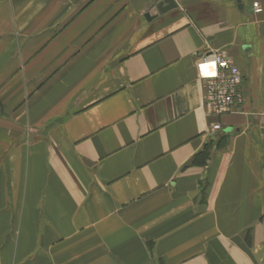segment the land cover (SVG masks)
<instances>
[{"label": "crops", "instance_id": "0c3cea01", "mask_svg": "<svg viewBox=\"0 0 264 264\" xmlns=\"http://www.w3.org/2000/svg\"><path fill=\"white\" fill-rule=\"evenodd\" d=\"M157 1L0 0V264H264V0Z\"/></svg>", "mask_w": 264, "mask_h": 264}, {"label": "built area", "instance_id": "2783aa9c", "mask_svg": "<svg viewBox=\"0 0 264 264\" xmlns=\"http://www.w3.org/2000/svg\"><path fill=\"white\" fill-rule=\"evenodd\" d=\"M253 8L259 11L257 3L253 4ZM207 61L216 62V75L210 77L200 75L204 81L202 99L207 112L217 116L242 102V76L233 61L221 52H212L201 58V62ZM211 129L217 131L220 125L215 123Z\"/></svg>", "mask_w": 264, "mask_h": 264}, {"label": "clouds", "instance_id": "9594fccd", "mask_svg": "<svg viewBox=\"0 0 264 264\" xmlns=\"http://www.w3.org/2000/svg\"><path fill=\"white\" fill-rule=\"evenodd\" d=\"M200 73L204 77H210L216 75V62L207 61L199 65Z\"/></svg>", "mask_w": 264, "mask_h": 264}, {"label": "water", "instance_id": "95a60500", "mask_svg": "<svg viewBox=\"0 0 264 264\" xmlns=\"http://www.w3.org/2000/svg\"><path fill=\"white\" fill-rule=\"evenodd\" d=\"M158 13H164L165 11L172 9L176 6L175 0H158L154 4Z\"/></svg>", "mask_w": 264, "mask_h": 264}]
</instances>
